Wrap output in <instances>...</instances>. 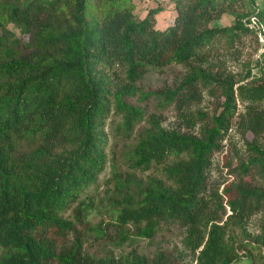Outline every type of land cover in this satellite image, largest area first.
Returning <instances> with one entry per match:
<instances>
[{
	"label": "trees",
	"instance_id": "1",
	"mask_svg": "<svg viewBox=\"0 0 264 264\" xmlns=\"http://www.w3.org/2000/svg\"><path fill=\"white\" fill-rule=\"evenodd\" d=\"M134 1L0 0V264H264V0H173L164 30ZM164 230L181 245L138 247Z\"/></svg>",
	"mask_w": 264,
	"mask_h": 264
},
{
	"label": "rangeland",
	"instance_id": "2",
	"mask_svg": "<svg viewBox=\"0 0 264 264\" xmlns=\"http://www.w3.org/2000/svg\"><path fill=\"white\" fill-rule=\"evenodd\" d=\"M135 16L140 20H144L150 16V12L154 10H160L155 14V23L156 27L160 30H164L170 27L174 23L175 18V3L173 0H135ZM234 16L231 14H225L221 20L214 22L213 26L217 27H230L234 23ZM248 20V18H247ZM255 19L251 18L250 26L257 31L258 41L260 44V51L257 56H255L254 61L260 58V55L264 52V44L260 42V35H264V27L263 32L255 24ZM12 29L19 34V30L15 27ZM180 67H173L166 69L164 71H152L146 79L140 83V88L147 92L149 90H155L163 87L164 85H169L173 81V76L176 72L180 71ZM235 71H241L240 68L234 66ZM148 113H160L163 112L165 118L167 119L166 124H173L177 122L176 113L169 109L165 111H161V109L155 108L154 101H150L149 104H141ZM119 118H115V121H119ZM226 152L216 155L214 158V170H213V180L216 182L220 180L221 176L227 175V170L224 169V155ZM156 171L152 170L151 172L146 173V175L155 174ZM139 176H143V174L138 173ZM115 187V181L112 176L111 166L108 167L107 171L100 178L98 186L91 189L89 192L90 197L95 199V210L91 213L89 219L93 223H99L101 221H110L109 209H108V198L110 197V191H112ZM222 190V188H221ZM221 192V191H220ZM256 220V219H255ZM250 223V230L255 231L257 228L256 221ZM182 236L176 230L167 231L164 230L160 233V235L152 242L148 240H141L138 243V247L143 249L145 252L150 253L155 248H163V249H172L181 245ZM239 264H247V261H241Z\"/></svg>",
	"mask_w": 264,
	"mask_h": 264
},
{
	"label": "built area",
	"instance_id": "3",
	"mask_svg": "<svg viewBox=\"0 0 264 264\" xmlns=\"http://www.w3.org/2000/svg\"><path fill=\"white\" fill-rule=\"evenodd\" d=\"M260 42L264 44V35H260Z\"/></svg>",
	"mask_w": 264,
	"mask_h": 264
}]
</instances>
